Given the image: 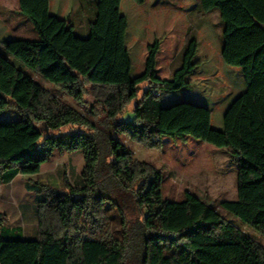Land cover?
I'll list each match as a JSON object with an SVG mask.
<instances>
[{
	"label": "trees",
	"instance_id": "16d2710c",
	"mask_svg": "<svg viewBox=\"0 0 264 264\" xmlns=\"http://www.w3.org/2000/svg\"><path fill=\"white\" fill-rule=\"evenodd\" d=\"M122 1L98 0L89 35L79 37L51 14L49 0H19L20 15L39 39L0 42V184L23 175L28 189L44 198L37 207L36 239H23L11 228L0 206V264H264V244L255 236L192 192L183 201L165 199L160 170L136 159L120 140L161 150L164 138L191 137L231 149L238 164V199L220 207L264 239V0L200 2L206 12L220 11L222 59L245 78L246 90L226 111L222 131L212 127L210 109L189 102L165 107L161 100V92L190 88L187 79L197 69L196 34H189L182 67L171 78L158 76V42L149 48L145 72L132 78ZM15 61L77 104L87 102L91 89L105 122H92L65 104ZM145 83L146 99L125 121ZM11 106L21 119L1 118ZM64 128L71 130L50 134ZM76 152L84 154L82 187L72 185L67 173L59 188L31 178L54 156Z\"/></svg>",
	"mask_w": 264,
	"mask_h": 264
},
{
	"label": "rangeland",
	"instance_id": "374dc122",
	"mask_svg": "<svg viewBox=\"0 0 264 264\" xmlns=\"http://www.w3.org/2000/svg\"><path fill=\"white\" fill-rule=\"evenodd\" d=\"M7 2L8 8H12V14H5L4 20H0V39L10 38L15 34L14 25L12 26L8 20L15 18L16 5H13L12 0ZM200 2L201 0H150L148 4L138 5L133 0H124L122 12L127 13L131 20L127 46L133 66L132 78L139 77L145 72L149 48L157 42L160 45L157 56V73L162 79L171 78L182 67L189 34L197 35L199 27L204 25V38H201L203 40L199 43L198 55L194 61L197 69L189 78L191 93L188 91L161 92V100L165 107L183 99L201 102L210 107L214 127L223 129L224 113L246 89L245 78L239 68L225 64L222 59L220 48L224 42L225 24L220 11L215 9L206 12L202 9ZM16 12L19 14V11L16 10ZM77 20L79 22L76 24V34L79 37H87L88 22H85L83 18L81 21L79 18ZM29 24L33 28L30 22ZM207 35H210V47L207 44ZM15 62L18 67L24 69L35 81L53 95L58 96L65 104L75 108L92 122L99 125L105 122V112L101 107L97 109L95 96L91 89H89L87 102L82 105L77 104L59 87L28 69L21 62ZM149 88L147 83L140 85L138 97L126 109L125 121L133 118L134 110L146 99L145 92ZM1 118L9 121L19 120L22 116L15 106H11L2 113ZM70 130L71 128H64L61 132L56 131L50 134L59 135ZM47 134L48 131H44L42 139ZM120 140L134 152L136 159L148 162L160 170L164 177L165 199L183 201L185 193L192 192L215 206L228 221L244 232L255 236L264 244L263 238L220 207L221 202L238 199V164L232 161L231 149H220L191 137L164 138V146L161 150L146 149L133 143L127 137H121ZM56 156L58 158L61 155ZM41 177H49V174H43ZM21 198L23 196L11 202L14 213L18 214L19 206L27 205L26 201ZM22 202L24 204H21ZM22 210L24 211V207Z\"/></svg>",
	"mask_w": 264,
	"mask_h": 264
},
{
	"label": "crops",
	"instance_id": "0c3cea01",
	"mask_svg": "<svg viewBox=\"0 0 264 264\" xmlns=\"http://www.w3.org/2000/svg\"><path fill=\"white\" fill-rule=\"evenodd\" d=\"M7 1L9 0H0V14H1L0 20H4L5 14L8 15L12 14V10H11L12 8L11 9L8 8ZM49 1H50L51 14L56 16L60 20L66 21L67 24L72 25L75 31L77 30L76 24L79 22L77 20L78 18L80 21L83 18L85 22H88V26L90 21L95 19V15H96L95 4L98 0H49ZM149 1L150 0H147L145 4H148ZM123 2L124 0L122 1V5ZM12 3L13 5L14 4L16 5L15 9L19 11V0H12ZM16 10H14L15 11L14 19H10V20L5 19L6 21L8 20V22L11 23L12 26L14 25L13 31L15 34L10 38L4 37L0 39V42L15 40V39L38 40L39 39L38 34L34 30V28H31L29 21L25 17L20 15V13L18 14ZM121 11H123L122 6H121ZM122 14L127 17L129 22V28L126 38V46H127V39L130 31L131 20L130 17L127 15V13L124 14L122 12ZM203 30H204V25L199 27L198 29V33L196 35L198 43H200L203 40L201 38H204ZM86 33H87L86 36H88L90 33V28L89 31L87 30ZM207 36H208L207 44L210 47V37H209L210 35ZM127 49L129 51L128 46ZM221 50L222 47L220 48V51ZM190 77H188L187 79L188 82L190 81L189 80ZM191 88L192 87L190 85L189 89L182 90L178 93H182L183 91H188L189 93H191ZM178 102H189L210 109L209 106L191 99H187V100L183 99V100H179ZM212 127L219 131H222L224 129V128L222 129L221 127L218 128L214 127L213 115H212ZM84 165H85V160H84V154L82 152H76L73 154H68L66 156H60L58 158L57 156H54L50 164H44L42 166L41 173L39 175L31 178L59 188L62 185L64 179V173L67 170L68 177L72 185L82 187L83 186L82 172L84 169ZM43 174H47V175L49 174V177L42 178L41 176ZM28 179H29L28 177H25L23 175H17L7 184H0V206H1V211L8 217L11 228L17 229L23 239H36L39 236L37 207H38V203L44 198V196L37 195L35 192L28 189V185H27ZM22 196L23 198L21 199L26 201L25 204L27 205L19 206L20 209L18 214L16 212L14 213L13 209L11 208L12 207L11 202L13 203V201H15L17 197H19L20 199V197ZM21 204L24 203L22 202ZM23 207H24V211L22 210Z\"/></svg>",
	"mask_w": 264,
	"mask_h": 264
}]
</instances>
